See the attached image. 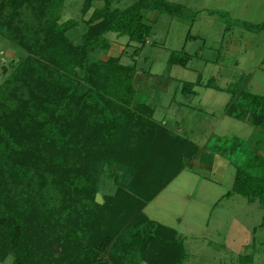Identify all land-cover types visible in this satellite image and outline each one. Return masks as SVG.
Segmentation results:
<instances>
[{
	"label": "trees",
	"instance_id": "1",
	"mask_svg": "<svg viewBox=\"0 0 264 264\" xmlns=\"http://www.w3.org/2000/svg\"><path fill=\"white\" fill-rule=\"evenodd\" d=\"M117 1L122 0H84V16L93 3L103 6L84 21L87 30L79 45L67 37L79 22L60 23L63 0H3L1 5V35L30 54L0 87V258L10 255L13 264H183L187 258L177 232L148 220L125 191L120 203L114 200L121 218L105 209L99 234L90 223L97 214L92 208L101 209L90 170L100 173L103 161L125 170L129 192L151 200L199 152L155 123L152 107L137 100L135 68L121 64L120 57L91 63L92 53L110 50L108 34L144 44L152 32L144 12L182 17L185 8L167 0H128V6L113 9ZM190 59L182 51L172 53L168 63L187 67ZM194 86L184 83L181 93L195 95ZM227 113L264 128V97L241 92ZM241 146L235 138H218L209 151L228 150L231 161ZM261 148L254 139L247 142L232 194L264 199ZM52 192L60 195V205L48 210L46 196ZM18 193H39L43 216L19 212ZM123 216L132 217L128 224ZM114 222L117 228L109 227ZM251 262V256L242 257L241 264Z\"/></svg>",
	"mask_w": 264,
	"mask_h": 264
},
{
	"label": "rangeland",
	"instance_id": "2",
	"mask_svg": "<svg viewBox=\"0 0 264 264\" xmlns=\"http://www.w3.org/2000/svg\"><path fill=\"white\" fill-rule=\"evenodd\" d=\"M63 1L60 23L79 22L67 32V37L79 45L87 30L84 21L103 3H95L93 10L84 16V0ZM168 1L184 7L186 14L179 17L144 12L146 23L152 28L144 44L108 34L110 50L92 53L91 63L120 57L121 64L135 68L137 100L152 107L155 123L165 126L173 136L192 142L199 152L151 200L129 192L125 185L130 179L125 177V170L103 161L100 173L90 170L93 181L97 178L95 201L99 196L96 203L101 207L92 208L97 214L96 218L91 216L95 221L90 223L99 234L103 228L99 217H107L105 209L121 218L123 212L117 210L120 205L115 201L120 203L118 197L125 191L139 202L148 220L177 232L187 254L183 264H241L242 257L247 256L252 258L250 264H264V199L249 201L232 194L236 163L246 153L247 142L254 139L264 151V128L236 120L227 113L233 96L241 92L264 97V29L261 28L264 0ZM2 3L0 0V8ZM130 3L117 1L112 8L121 9ZM182 51L191 56L187 67L170 65V55ZM29 55L0 33V87ZM78 73L83 78L84 74ZM184 83H193L196 95H183ZM134 108L135 105L130 106ZM218 138H235L242 145L235 153V160L232 159L234 162L230 161L228 150L214 154L209 151ZM39 149L36 147L37 152ZM227 193L232 195L225 197ZM17 195L14 204L19 212L27 216L36 211L43 216L44 200L41 201L39 193ZM46 197L48 210L58 208L60 195L52 192ZM81 201L88 204L86 198ZM77 209L80 215L82 206L78 205ZM123 217L125 224L132 218ZM109 227L117 228V222ZM13 262L10 255L0 258V264Z\"/></svg>",
	"mask_w": 264,
	"mask_h": 264
},
{
	"label": "crops",
	"instance_id": "3",
	"mask_svg": "<svg viewBox=\"0 0 264 264\" xmlns=\"http://www.w3.org/2000/svg\"><path fill=\"white\" fill-rule=\"evenodd\" d=\"M168 1V0H167ZM95 3H98V2H95ZM95 3H93V7H94V4ZM102 8V7H101ZM100 9V8H99ZM91 10H93V8L91 9ZM96 10V9H95ZM194 92H195V90H193ZM195 95H196V92H195Z\"/></svg>",
	"mask_w": 264,
	"mask_h": 264
},
{
	"label": "water",
	"instance_id": "4",
	"mask_svg": "<svg viewBox=\"0 0 264 264\" xmlns=\"http://www.w3.org/2000/svg\"><path fill=\"white\" fill-rule=\"evenodd\" d=\"M96 201L99 202V196H97Z\"/></svg>",
	"mask_w": 264,
	"mask_h": 264
}]
</instances>
